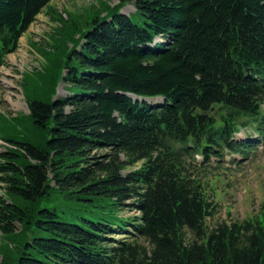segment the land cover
Listing matches in <instances>:
<instances>
[{"label": "trees", "instance_id": "obj_1", "mask_svg": "<svg viewBox=\"0 0 264 264\" xmlns=\"http://www.w3.org/2000/svg\"><path fill=\"white\" fill-rule=\"evenodd\" d=\"M53 1L0 0V68ZM118 1L58 17L31 131L0 134V253L27 229L0 264H264V205L209 227L194 160L248 154L235 133H264V0ZM129 200L139 215L121 214Z\"/></svg>", "mask_w": 264, "mask_h": 264}, {"label": "rangeland", "instance_id": "obj_2", "mask_svg": "<svg viewBox=\"0 0 264 264\" xmlns=\"http://www.w3.org/2000/svg\"><path fill=\"white\" fill-rule=\"evenodd\" d=\"M102 1H109L112 6L119 2L118 0H54L50 5L51 9L40 14L36 22L22 36L17 51L9 54L5 64L0 68V134H3V130L9 125H15L17 130L25 135L26 132L31 131L32 127L28 122L30 117L28 102L38 93L34 80L47 65L48 58L44 52L55 50L54 38L58 37V29L61 27L58 17L62 16L65 19L66 13L84 16L94 7H99ZM134 12L135 7L132 4L121 9V13L125 15ZM69 46L72 49L73 43H69ZM68 95L66 84L61 78L56 86V93L51 99L54 101L58 98H66ZM247 135L255 134L251 129L242 131L237 135V140H247ZM5 147V142L0 139V153L6 150ZM253 147L255 150L250 157H246L247 159L225 152L218 160L214 158L212 162L200 166L201 179L207 184L210 199L218 205L215 216L207 220L209 227L212 228L222 222L244 221L260 214L264 205V143L260 141ZM197 160L201 162L202 157L198 156ZM0 192H2L1 188ZM130 203L131 200L126 202L121 213L124 217L139 215L137 210L129 207ZM18 227L19 239L14 238L10 244V251L8 249L0 253V263L6 255L13 253V247L16 248L17 242L25 240L27 229ZM126 236L128 235H116L115 238ZM4 242L6 238L0 231V244Z\"/></svg>", "mask_w": 264, "mask_h": 264}, {"label": "water", "instance_id": "obj_3", "mask_svg": "<svg viewBox=\"0 0 264 264\" xmlns=\"http://www.w3.org/2000/svg\"><path fill=\"white\" fill-rule=\"evenodd\" d=\"M213 107H214V108H218V104L215 103V104L213 105Z\"/></svg>", "mask_w": 264, "mask_h": 264}]
</instances>
